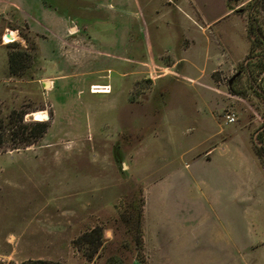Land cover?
I'll list each match as a JSON object with an SVG mask.
<instances>
[{"label":"rangeland","instance_id":"374dc122","mask_svg":"<svg viewBox=\"0 0 264 264\" xmlns=\"http://www.w3.org/2000/svg\"><path fill=\"white\" fill-rule=\"evenodd\" d=\"M43 2L71 27L61 48L49 34L45 39L46 31L31 30L30 11L0 0V118L15 111L27 129L47 122L31 144L0 147V264H264V236L242 229L248 210L232 201L228 215L226 203L208 201L213 193L199 184L194 164L184 169L180 162L186 142L180 123L164 115L194 112L191 95L182 101L179 94L205 78L174 81L173 68L152 88L151 78L135 71L136 58L183 54L191 35L194 46L186 54L201 57L200 31L165 0ZM223 9L220 0H209L203 12L210 18ZM241 9L264 26V0ZM6 29L18 38L2 43ZM255 42L259 49L252 53L264 51ZM16 51L23 62L11 73L8 53ZM247 57L257 83L258 61ZM50 63L62 74L52 90L47 77L59 73L50 71ZM244 65H236L242 72L237 81L246 79ZM92 82H109L111 93L91 92ZM35 110H45L47 119H34ZM234 125H225L226 131ZM4 134L10 137L9 130ZM229 222L233 230L226 232ZM92 229L102 230L103 242L87 260V244L78 237Z\"/></svg>","mask_w":264,"mask_h":264},{"label":"crops","instance_id":"0c3cea01","mask_svg":"<svg viewBox=\"0 0 264 264\" xmlns=\"http://www.w3.org/2000/svg\"><path fill=\"white\" fill-rule=\"evenodd\" d=\"M165 1L174 4L182 11L186 16L182 19L183 23L187 22L204 36V45L198 49V53H201L198 55L201 57L195 59L186 54L194 46L195 39L191 35L189 38L186 37L185 43L181 45L183 54L161 53L144 59L136 58L139 67L135 71L137 75L145 72L152 80V88L173 68H178L173 76L174 81H178L176 79L178 77L205 78V83L192 84L190 85L192 91L187 92L185 89L179 94L182 101H188V95H191V101L194 100L197 106L194 112L181 109L177 113H164L169 115V119L180 123L181 132L186 139L180 147V162L184 169H189L191 164H194L199 184L208 187L211 194L213 193L208 201L226 203L224 206L226 214L229 215L232 210V206L228 205L229 202H242L243 209L248 210L247 215L243 217V231L264 236V165L255 149V145H258L255 138L264 145V68L256 69L258 74L255 83L251 79L253 65H246L249 59L247 56L252 54L253 49H259L255 46V41L264 47V26L260 24L259 27L255 26L256 23L250 21L246 11L241 9V6L250 0H220L224 9L210 18L203 12L209 0ZM8 2L9 7L30 11L28 25L31 30L39 34L43 33L42 30L46 31L45 39L49 34L58 48L65 45L64 38L71 29L67 24V18L53 17L43 0H8ZM250 59L264 61V51L254 54ZM241 60L245 63L246 79L237 81V77L242 72L236 65ZM161 70L165 73L155 74ZM50 71L59 73L47 77L48 88L52 90L54 80L62 74L61 68L52 63H50ZM216 71L232 72L227 86L216 82L217 76L214 75ZM165 83L166 81L161 92L164 97L166 93L168 95L171 93L168 87L164 88L168 85ZM92 84L109 86V91L103 93H111L109 82L90 83L91 86ZM225 108L237 113L235 129L229 132L225 129L227 124L223 123L220 116ZM110 111L118 115V107H112ZM230 228L233 230L231 222L226 232H229ZM130 264L142 263L133 260Z\"/></svg>","mask_w":264,"mask_h":264},{"label":"trees","instance_id":"16d2710c","mask_svg":"<svg viewBox=\"0 0 264 264\" xmlns=\"http://www.w3.org/2000/svg\"><path fill=\"white\" fill-rule=\"evenodd\" d=\"M256 1V0H255ZM248 18L252 21L250 15L248 14ZM264 41V40H263ZM254 54L249 55L250 57ZM22 52L16 51L8 53V66L9 71L11 73L16 72V68L14 63H19V65L23 62ZM257 61V60H256ZM21 66V65H20ZM258 70H262L264 68V61L259 60L258 63L255 64ZM15 111H11L8 115L7 119L0 118V147L1 148H19L31 144L38 137H40L47 128L46 121H36L34 125L27 129L28 127L22 123H20L22 119V115H12ZM5 130H9L10 137H5ZM255 149L257 154L259 155L261 162L264 165V145H255ZM95 233V234H94ZM94 234V235H92ZM102 230L92 229L89 233L84 232L81 236H79L80 240L87 244V252L84 253V256L87 260H91L95 252L99 249L102 244ZM140 241V240H139ZM21 264H60L58 261L46 260V259H28L22 261Z\"/></svg>","mask_w":264,"mask_h":264},{"label":"bare ground","instance_id":"6f19581e","mask_svg":"<svg viewBox=\"0 0 264 264\" xmlns=\"http://www.w3.org/2000/svg\"><path fill=\"white\" fill-rule=\"evenodd\" d=\"M2 35H3L4 42L14 41L18 38L17 32L15 30H10V29H6L2 33ZM91 88H92V90H90L91 92H108L109 91L108 86H103V85H99V84H97V85L92 84ZM30 115L33 116L34 119H36V120L47 119V112L45 110H35Z\"/></svg>","mask_w":264,"mask_h":264},{"label":"built area","instance_id":"2783aa9c","mask_svg":"<svg viewBox=\"0 0 264 264\" xmlns=\"http://www.w3.org/2000/svg\"><path fill=\"white\" fill-rule=\"evenodd\" d=\"M1 41H2V43H4L3 35H1ZM8 42H5V43H8ZM215 73H217L216 74L217 75L216 82L218 84H222V85L227 86L229 83V79H230L232 72L226 74L223 72L216 71ZM221 118H222L224 124H230V123H234L236 121L237 115L232 109L226 108L221 113Z\"/></svg>","mask_w":264,"mask_h":264},{"label":"water","instance_id":"95a60500","mask_svg":"<svg viewBox=\"0 0 264 264\" xmlns=\"http://www.w3.org/2000/svg\"><path fill=\"white\" fill-rule=\"evenodd\" d=\"M255 141L258 145H261V142L257 138H255Z\"/></svg>","mask_w":264,"mask_h":264}]
</instances>
